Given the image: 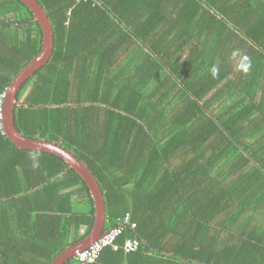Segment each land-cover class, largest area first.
Segmentation results:
<instances>
[{
    "label": "trees",
    "instance_id": "1",
    "mask_svg": "<svg viewBox=\"0 0 264 264\" xmlns=\"http://www.w3.org/2000/svg\"><path fill=\"white\" fill-rule=\"evenodd\" d=\"M37 1L53 52L13 120L97 181L122 230L90 264H264V0ZM41 46L30 8L0 0V97ZM94 212L62 157L0 129V264H50Z\"/></svg>",
    "mask_w": 264,
    "mask_h": 264
},
{
    "label": "water",
    "instance_id": "2",
    "mask_svg": "<svg viewBox=\"0 0 264 264\" xmlns=\"http://www.w3.org/2000/svg\"><path fill=\"white\" fill-rule=\"evenodd\" d=\"M21 1L24 2L34 13V21H37L40 25L42 31V46L38 55L34 56L19 69L7 87L3 104V121L6 135L19 147L48 151L62 157L69 164V166L74 168L85 180L90 189L95 206V218L89 233L78 242L64 248L50 263L64 264L66 260L75 256L78 251L88 247L91 243L101 237L103 233H105V231H103L106 216L104 198L102 191L90 170L71 152L56 142L26 137L15 127L13 120V107L15 103H20L17 101V91L27 78L32 76L36 70L47 62L54 47L53 28L42 6L37 0Z\"/></svg>",
    "mask_w": 264,
    "mask_h": 264
},
{
    "label": "built area",
    "instance_id": "3",
    "mask_svg": "<svg viewBox=\"0 0 264 264\" xmlns=\"http://www.w3.org/2000/svg\"><path fill=\"white\" fill-rule=\"evenodd\" d=\"M4 97L5 94H3L2 97H0V129H2L5 132L4 128V121H3V104H4ZM123 223H128L129 216L126 215L123 218ZM121 226L112 227L108 229L105 233L102 234L101 237H99L97 240H95L93 243H91L88 247L78 251L76 253L77 259L82 264H90L95 262L98 257L101 255L102 250L110 246L113 250L119 249V244L116 243V237L119 233H121ZM138 247V241L137 239H126L123 243V250L128 253L130 251H134Z\"/></svg>",
    "mask_w": 264,
    "mask_h": 264
},
{
    "label": "crops",
    "instance_id": "4",
    "mask_svg": "<svg viewBox=\"0 0 264 264\" xmlns=\"http://www.w3.org/2000/svg\"><path fill=\"white\" fill-rule=\"evenodd\" d=\"M219 86H222V82L219 84ZM213 89H211L210 91H208L206 94H205V97L203 98V100L202 101H200V102H204V101H206V100H208L209 98H211V96H212V94H213ZM105 221H106V216H105V220H104V225H103V227L105 226ZM110 229V228H109ZM108 230V229H107ZM106 230V231H107ZM103 231H104V229H103ZM105 231V232H106ZM13 259H14V256H13ZM12 263V262H11Z\"/></svg>",
    "mask_w": 264,
    "mask_h": 264
},
{
    "label": "clouds",
    "instance_id": "5",
    "mask_svg": "<svg viewBox=\"0 0 264 264\" xmlns=\"http://www.w3.org/2000/svg\"><path fill=\"white\" fill-rule=\"evenodd\" d=\"M244 60L246 61V60H247V57H245ZM242 66H243V67L245 68V70H246L247 65H242ZM216 72H217V70L214 68V69H213V75H215Z\"/></svg>",
    "mask_w": 264,
    "mask_h": 264
}]
</instances>
